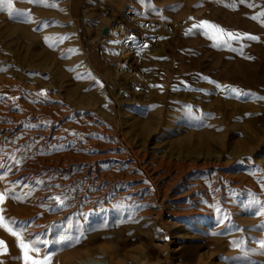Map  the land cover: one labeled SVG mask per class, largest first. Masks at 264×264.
Wrapping results in <instances>:
<instances>
[{
	"label": "rangeland",
	"instance_id": "374dc122",
	"mask_svg": "<svg viewBox=\"0 0 264 264\" xmlns=\"http://www.w3.org/2000/svg\"><path fill=\"white\" fill-rule=\"evenodd\" d=\"M12 9L0 264H24L33 240L47 264H264V0ZM205 21L259 39L217 46Z\"/></svg>",
	"mask_w": 264,
	"mask_h": 264
},
{
	"label": "snow or ice",
	"instance_id": "6c2138e0",
	"mask_svg": "<svg viewBox=\"0 0 264 264\" xmlns=\"http://www.w3.org/2000/svg\"><path fill=\"white\" fill-rule=\"evenodd\" d=\"M28 2L33 3V4H38L41 2V0H28ZM241 2H244V0H241ZM7 6L8 11L10 12V14L13 12L12 9V0H0V8H2L3 6ZM254 7V5H252ZM260 16H264V11H262L260 14ZM258 17H253V19H257ZM191 19V18H190ZM193 28H204V29H211L213 30V34H212V39L217 41V46H219L220 43L223 44H228L229 40H240V39H249V40H258L259 38L255 35L252 34H247L246 36H240L239 34H234L232 32H226L223 29H220L218 26L212 25L209 22H201L199 25H193ZM191 31V30H189ZM227 36V40H222L221 37L222 36ZM232 91L234 93H236L237 95H239L238 92H236L235 89H232ZM38 95H46V90H41V93H39ZM5 198V194L4 193H0V203H3ZM54 200H57L60 204H63V201L60 200L59 197H54ZM259 203V202H257ZM260 208H264V204L260 205ZM260 208L257 209L258 212H260ZM264 214V213H262ZM13 235H15L16 233L13 232ZM3 241H0V244H3ZM42 243L41 241H28L27 243H25L24 241H21L18 244V247L21 248V250L24 253V264H47L48 261V257L45 256L43 259H34L33 257L29 256L28 254V250L29 248H31L32 251L36 252L37 254H39L40 252V248H39V244ZM261 247L264 248V242H261Z\"/></svg>",
	"mask_w": 264,
	"mask_h": 264
}]
</instances>
